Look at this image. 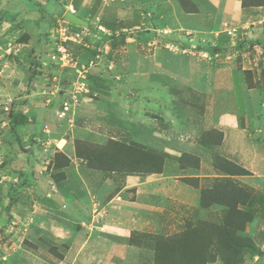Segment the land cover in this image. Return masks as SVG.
I'll list each match as a JSON object with an SVG mask.
<instances>
[{"label": "rangeland", "instance_id": "rangeland-1", "mask_svg": "<svg viewBox=\"0 0 264 264\" xmlns=\"http://www.w3.org/2000/svg\"><path fill=\"white\" fill-rule=\"evenodd\" d=\"M94 202L147 203L112 264H264V0H0V264Z\"/></svg>", "mask_w": 264, "mask_h": 264}, {"label": "crops", "instance_id": "crops-1", "mask_svg": "<svg viewBox=\"0 0 264 264\" xmlns=\"http://www.w3.org/2000/svg\"><path fill=\"white\" fill-rule=\"evenodd\" d=\"M259 8L262 9V7ZM215 56L221 57L222 55L218 54ZM208 59H210L209 56ZM258 59L259 58H257V60ZM230 125L235 126L237 125V122ZM225 137L226 136L223 138V143L226 141ZM235 157L225 155V159L237 162L239 165L246 167V164L243 163V158L239 157L238 155ZM145 183L147 182H142L140 185H146ZM106 204L108 206H105ZM109 204L108 202L104 203L103 205L99 203L98 206L100 208L107 207L108 209L106 208V213L108 212L109 208L112 207ZM130 204H133L132 207H134V210L131 213L127 208H123V211L114 212V214L110 216L108 213H106V215L104 213L105 216L103 215L99 219L95 218L93 206L91 204L90 208L92 206V209L90 210L93 213V216L90 223L87 220L85 221L82 215V212L85 211L86 206L77 204L75 206V210L78 216H75L76 218L74 220H80L82 223V225L77 229H68L69 226H66L65 223H55V221L45 217L43 219L44 225H38V229L36 231L38 232L40 229L43 231V233H51L52 235H55L54 237H56V241L60 243V253L63 254L66 262L68 261L72 264H79L80 262L87 260L91 262V257L95 256V259L99 257L101 260V262L98 264H112L111 260L113 256L118 255L122 258L126 251H130L129 246L124 245L123 240L125 239V236L130 234L131 231H139L144 226L143 222L140 221L137 216L141 214V210L145 209V204L147 203L131 202ZM55 224H58V226ZM91 227H93V229ZM40 230L39 233H42ZM44 230H47V232H44ZM76 237L82 238L78 241L79 243L77 246L71 242V239ZM69 259L72 261L74 260V262H71Z\"/></svg>", "mask_w": 264, "mask_h": 264}, {"label": "built area", "instance_id": "built-area-1", "mask_svg": "<svg viewBox=\"0 0 264 264\" xmlns=\"http://www.w3.org/2000/svg\"><path fill=\"white\" fill-rule=\"evenodd\" d=\"M227 33H228V35L232 34L231 31H228ZM79 37H80V34H78V33L73 34V39L74 40L78 39ZM51 59H52V61H54L56 64H58L61 67H67V65L70 62L68 53L62 47L58 48V54L52 56ZM77 85L78 86H77V89H76V93H79L80 91L84 90V87H85L84 82H78ZM67 104L68 103H66V105ZM66 107H68V106H66ZM66 107L64 109H66ZM92 206H93L95 218L99 219L100 217H102L104 215V213L106 211V208H100L98 206V204H96L95 202L92 203Z\"/></svg>", "mask_w": 264, "mask_h": 264}, {"label": "trees", "instance_id": "trees-1", "mask_svg": "<svg viewBox=\"0 0 264 264\" xmlns=\"http://www.w3.org/2000/svg\"><path fill=\"white\" fill-rule=\"evenodd\" d=\"M223 162H226V164H228V165H231V163H229V162H227L226 160H224ZM231 166H233V167H235V165H231ZM239 169V168H238ZM244 175H249V173L248 172H246L245 170H243V169H239ZM213 203H219V202H213ZM244 204V202H233V203H230V202H227L225 205V207L227 208V210L229 211V212H231V211H237V206L238 205H243ZM210 204L209 203H207V206H209Z\"/></svg>", "mask_w": 264, "mask_h": 264}, {"label": "water", "instance_id": "water-1", "mask_svg": "<svg viewBox=\"0 0 264 264\" xmlns=\"http://www.w3.org/2000/svg\"><path fill=\"white\" fill-rule=\"evenodd\" d=\"M66 19L69 21V22H72L76 25H81V26H84L85 23L82 22L81 20H79L78 18H76L75 16H73L71 13H67L66 14Z\"/></svg>", "mask_w": 264, "mask_h": 264}]
</instances>
